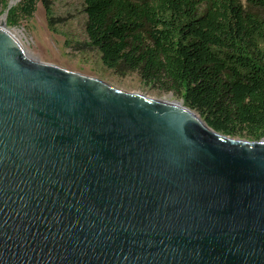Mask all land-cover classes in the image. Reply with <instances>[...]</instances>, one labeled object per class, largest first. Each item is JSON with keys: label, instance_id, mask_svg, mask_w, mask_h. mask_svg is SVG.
Returning a JSON list of instances; mask_svg holds the SVG:
<instances>
[{"label": "water", "instance_id": "water-1", "mask_svg": "<svg viewBox=\"0 0 264 264\" xmlns=\"http://www.w3.org/2000/svg\"><path fill=\"white\" fill-rule=\"evenodd\" d=\"M0 264H264V138L31 59L0 27Z\"/></svg>", "mask_w": 264, "mask_h": 264}, {"label": "trees", "instance_id": "trees-1", "mask_svg": "<svg viewBox=\"0 0 264 264\" xmlns=\"http://www.w3.org/2000/svg\"><path fill=\"white\" fill-rule=\"evenodd\" d=\"M15 2L10 25L38 3L49 17L50 0ZM83 2L88 42L107 67L137 71L217 132L264 138V0Z\"/></svg>", "mask_w": 264, "mask_h": 264}, {"label": "rangeland", "instance_id": "rangeland-1", "mask_svg": "<svg viewBox=\"0 0 264 264\" xmlns=\"http://www.w3.org/2000/svg\"><path fill=\"white\" fill-rule=\"evenodd\" d=\"M50 1L49 17L41 3L36 5L30 17L20 18L13 25L8 23L7 14L4 16V27L12 31L28 57L97 78L125 91L182 103L172 92L160 90L142 81L137 71L120 75L103 63L98 48L89 44L85 33L83 0ZM9 2L10 0H0V18L6 9L4 6ZM233 138L247 139L239 136Z\"/></svg>", "mask_w": 264, "mask_h": 264}, {"label": "bare ground", "instance_id": "bare-ground-1", "mask_svg": "<svg viewBox=\"0 0 264 264\" xmlns=\"http://www.w3.org/2000/svg\"><path fill=\"white\" fill-rule=\"evenodd\" d=\"M16 0H10V2H9V4L10 5H12L14 2H15ZM5 14L0 18V27H3V28H5L4 27V25H3V22H4V19H5ZM6 29V28H5ZM12 36H13V34H12V31L11 30H9V29H6ZM26 54V53H25ZM27 55V54H26ZM28 56V55H27ZM32 59V58H31ZM162 100H166V101H171V102H174V103H179V102H177V101H174V100H170V99H168V98H162ZM181 104V103H180Z\"/></svg>", "mask_w": 264, "mask_h": 264}]
</instances>
